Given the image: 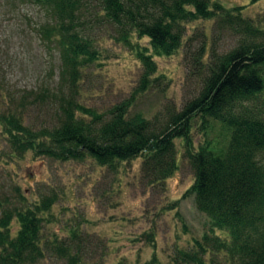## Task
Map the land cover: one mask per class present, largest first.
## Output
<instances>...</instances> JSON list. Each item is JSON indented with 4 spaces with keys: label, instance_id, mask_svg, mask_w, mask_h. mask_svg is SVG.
Wrapping results in <instances>:
<instances>
[{
    "label": "trees",
    "instance_id": "obj_1",
    "mask_svg": "<svg viewBox=\"0 0 264 264\" xmlns=\"http://www.w3.org/2000/svg\"><path fill=\"white\" fill-rule=\"evenodd\" d=\"M31 1L43 14L39 41L53 47L60 61L57 82L34 100L53 107L56 117L33 129L16 112H0L10 152L55 161L88 157L110 169L141 157L143 178L157 184L175 171V140H181L194 175L188 193L209 229L166 264H264V16L254 21L242 15L243 7L227 8L220 0ZM258 1L264 0H250ZM195 21H212L213 29L193 45L185 37L187 24ZM104 34L133 52L142 71L128 99L99 113L79 102L78 90L85 70L98 60ZM225 34L235 45L221 51ZM135 38L148 39V48ZM181 47L191 73L200 75L198 95L164 116L131 112L137 97L164 85L153 57L171 56ZM196 119L201 129L218 123L227 133L224 144L205 141L195 148L190 131ZM20 199L12 207L0 203V264H36L46 252L81 264L76 234L67 244L41 239L56 197ZM147 264L159 262L153 256Z\"/></svg>",
    "mask_w": 264,
    "mask_h": 264
},
{
    "label": "rangeland",
    "instance_id": "obj_2",
    "mask_svg": "<svg viewBox=\"0 0 264 264\" xmlns=\"http://www.w3.org/2000/svg\"><path fill=\"white\" fill-rule=\"evenodd\" d=\"M220 2L227 8L243 7L242 15L254 21L264 16V1ZM42 17L31 0H0V112H16L33 129L49 126L56 117L53 107L34 100V94L57 82L60 67L59 54L39 41L36 33ZM212 29V21L190 22L185 39L193 38L196 45L201 33L209 36ZM133 42L148 48L146 38ZM221 43V51H226L235 45V39L225 34ZM97 48L98 60L85 70L78 94L83 106L102 113L131 96L142 68L133 52L107 34L99 39ZM153 60L156 76L164 85L137 97L131 108L147 118L164 116L167 109L178 112L201 88L200 75L191 73L184 48ZM206 125L208 128L201 129L199 120L192 122L194 147L205 141L224 144L226 131L216 122ZM175 150V171L164 183L156 184L143 178L141 157L110 169L88 157L55 161L31 152L15 156L0 129V203L12 207L20 198L33 203L55 196L44 216L41 239L67 244L71 234H76L81 264H147L153 256L159 264H166L176 250H188L209 229L208 219L196 210L188 193L194 175L181 140H175ZM16 230L12 221L11 231ZM36 264L67 262L46 252Z\"/></svg>",
    "mask_w": 264,
    "mask_h": 264
}]
</instances>
